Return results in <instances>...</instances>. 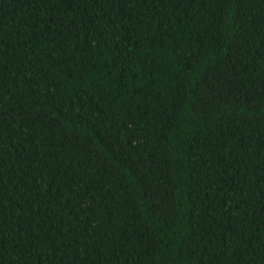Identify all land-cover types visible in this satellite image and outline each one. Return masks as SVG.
Listing matches in <instances>:
<instances>
[{
    "label": "trees",
    "instance_id": "obj_1",
    "mask_svg": "<svg viewBox=\"0 0 264 264\" xmlns=\"http://www.w3.org/2000/svg\"><path fill=\"white\" fill-rule=\"evenodd\" d=\"M0 264H264V0H0Z\"/></svg>",
    "mask_w": 264,
    "mask_h": 264
}]
</instances>
